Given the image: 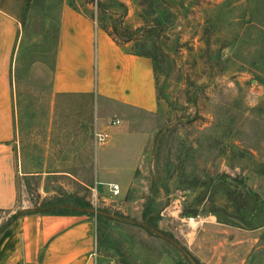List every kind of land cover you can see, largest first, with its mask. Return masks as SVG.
I'll return each instance as SVG.
<instances>
[{"label":"rangeland","instance_id":"1","mask_svg":"<svg viewBox=\"0 0 264 264\" xmlns=\"http://www.w3.org/2000/svg\"><path fill=\"white\" fill-rule=\"evenodd\" d=\"M102 1L109 6L106 24L120 20L130 28L144 22L165 28L159 38L162 73L156 79L152 71L156 107L120 108L87 95L56 97L61 9L73 4L86 17L92 11L97 24L95 4L30 0L10 64L17 199L13 209L0 210V230L15 212L64 213L82 203L85 213L76 209L74 214L94 221L100 238L94 244L96 264H190L166 239L200 264H264V175L255 172L264 162V0H118L127 7L122 19V9ZM122 48L128 52L130 45ZM227 115L238 149H200L205 136H221L217 124ZM111 119L119 125L111 126ZM96 127L109 135L102 144L92 136ZM179 167L185 176L162 179L166 170L170 174ZM206 175L213 180L204 195L183 189L208 183ZM111 184L119 186L117 195ZM235 187L248 190V197L231 193ZM251 192L260 209L252 214L262 223L253 230L248 229L252 215L231 207L235 199L240 208H250ZM100 210L119 221L98 220ZM149 216L155 228L147 230L141 226ZM218 217L256 237L248 255L224 234L213 239V247L202 243L194 249L199 226Z\"/></svg>","mask_w":264,"mask_h":264},{"label":"crops","instance_id":"2","mask_svg":"<svg viewBox=\"0 0 264 264\" xmlns=\"http://www.w3.org/2000/svg\"><path fill=\"white\" fill-rule=\"evenodd\" d=\"M25 1L0 0V210L13 209L17 199L10 64ZM149 65L145 57L116 45L92 19L66 6L61 9L52 87L56 97L87 95L120 108L152 111L156 97ZM198 231L192 238L194 249L202 243L213 247V239L220 240L224 234L240 243V250L248 255V244L252 247L257 241L214 218L202 222ZM96 241L94 221L85 214H27L0 231V264H96ZM212 254L217 256L215 250Z\"/></svg>","mask_w":264,"mask_h":264},{"label":"trees","instance_id":"3","mask_svg":"<svg viewBox=\"0 0 264 264\" xmlns=\"http://www.w3.org/2000/svg\"><path fill=\"white\" fill-rule=\"evenodd\" d=\"M30 0H26L25 1V5H24V9H23V13H22V18L24 17L23 15L25 14L24 12L26 11L28 4H29ZM91 2H93L95 4V8H96V12H95V20L97 22V25L100 29H102L115 43L116 45L122 47L125 46L127 44L130 45V50L129 53L136 55V56H140V57H145V58H149L151 60L152 63V71L154 73V77H156V79L158 78V76L162 73V63L164 61V56H163V52H162V41L159 40L160 35H164L165 32V28H158L156 25H151L149 22H144V24L140 27L137 28H130L126 25H122V22L119 20V22H113L110 24H106L105 22V14L108 11V5L102 1V0H90ZM112 5L115 8H120L122 9V12L120 14V17L122 19V17H124L126 15L127 12V7L124 5V3L119 2L118 0H112ZM72 9L78 13H80L81 11L76 8L73 4H71ZM86 14L90 19L94 20V13L91 11L89 13H84ZM110 18V17H109ZM226 118H224L220 123L217 124L221 126V130L223 132H221V136L218 135H213L212 136H205L203 138V142L198 143V147H200V149H217L220 153H224V152H228V153H232L233 150H237L238 147L234 144L236 141V136L232 133V119L230 117L225 116ZM217 123V121H215ZM219 122V121H218ZM216 123H213L212 126L210 127V132L215 130V125ZM214 126V127H213ZM214 128V129H213ZM248 149L251 150L250 147L247 148V154H248ZM168 162V161H167ZM166 162V165H167ZM180 164V162H179ZM258 169H257V168ZM178 168V167H177ZM175 168L170 174H168L169 170H166V175L162 178L166 183L170 182V181H174L177 179H180L181 177L185 176L183 174V169L182 167L179 169ZM255 172H258L259 174H263L264 175V162L262 164H258L257 166H255ZM156 181L160 180V174L158 172H156ZM207 178H209V182L206 183L205 181L202 182V184L197 188H193V187H181L184 190H192V191H199L200 194L204 195L205 191H207V185L211 186L212 180L210 178L209 175H206ZM157 183V182H156ZM206 184V186L204 187V184ZM223 181L220 182L219 184V188H221L220 185L222 184ZM88 184V183H87ZM91 185V182H89L88 186ZM216 188V186H215ZM233 194H239L238 196H246L248 197V190L245 191L244 193H241L239 190L236 189V187L232 190ZM252 197L253 200H249L248 204L250 205V208H240L237 204H235V199L234 203L233 201H230V203L232 202L233 204L231 205V207L233 209H236V212H241L240 209H242V211H245L249 215H252V217H250L249 222H248V229L253 230V229H257L260 228V226H262V223L260 221V218L258 217L257 214H252L256 211H260L259 209V204L257 202H255V200H258V197L256 196V194L254 192L249 193ZM199 195V194H198ZM229 202V201H228ZM86 204H77L75 207L76 209H80L82 210V213H85V209L87 208ZM147 207V206H146ZM76 209L67 211V212H71V213H76ZM67 212H60V211H53L51 213L54 214H67ZM38 212H34V213H27V214H35ZM41 213V212H40ZM44 213V212H42ZM191 213L193 215H197V211H191ZM24 214V215H27ZM23 215H20L18 212H15L14 215L11 216L10 220L8 221L7 225L4 227L6 228L8 225H10L13 221H15L17 218L21 217ZM95 216L98 220H104V221H110V220H114V221H119V219H117V217H112L110 216V214L103 212V211H96L95 212ZM239 219H243L239 216H237ZM146 222L145 224H143L141 227L150 230L149 228H155V223L153 221L152 216H149L148 218H146ZM217 223L219 224H223V225H227V226H232V227H239L238 225L232 224V222H230L228 219L226 218H217ZM253 223V224H252ZM149 227V228H148ZM3 228V229H4ZM241 228V226L239 227ZM2 229V230H3ZM1 231V230H0ZM156 238H158L157 236H155ZM96 240L99 241L100 238L98 237V234H96ZM194 261L196 264H200L199 261L197 259L194 258Z\"/></svg>","mask_w":264,"mask_h":264},{"label":"built area","instance_id":"4","mask_svg":"<svg viewBox=\"0 0 264 264\" xmlns=\"http://www.w3.org/2000/svg\"><path fill=\"white\" fill-rule=\"evenodd\" d=\"M110 125L111 126H117L119 125V120L117 119H111ZM92 136L97 144H102L108 137V133L104 131H98L97 128H94L92 131ZM111 193L114 195H117L119 193V186L116 184H111ZM190 221H193V219H190Z\"/></svg>","mask_w":264,"mask_h":264},{"label":"water","instance_id":"5","mask_svg":"<svg viewBox=\"0 0 264 264\" xmlns=\"http://www.w3.org/2000/svg\"><path fill=\"white\" fill-rule=\"evenodd\" d=\"M173 247H175L182 256L190 263V264H196L192 256L188 253L186 249H184L180 244H178L176 241L172 239H166Z\"/></svg>","mask_w":264,"mask_h":264},{"label":"bare ground","instance_id":"6","mask_svg":"<svg viewBox=\"0 0 264 264\" xmlns=\"http://www.w3.org/2000/svg\"><path fill=\"white\" fill-rule=\"evenodd\" d=\"M191 224H192L191 226H193V227H196L197 226V223H195L193 221L191 222Z\"/></svg>","mask_w":264,"mask_h":264}]
</instances>
